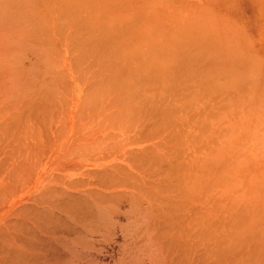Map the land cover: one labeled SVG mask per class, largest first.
<instances>
[{
	"label": "bare ground",
	"instance_id": "bare-ground-1",
	"mask_svg": "<svg viewBox=\"0 0 264 264\" xmlns=\"http://www.w3.org/2000/svg\"><path fill=\"white\" fill-rule=\"evenodd\" d=\"M156 2L0 0V264H264V49Z\"/></svg>",
	"mask_w": 264,
	"mask_h": 264
},
{
	"label": "rangeland",
	"instance_id": "rangeland-1",
	"mask_svg": "<svg viewBox=\"0 0 264 264\" xmlns=\"http://www.w3.org/2000/svg\"><path fill=\"white\" fill-rule=\"evenodd\" d=\"M148 1H149L150 4H152L154 6H157V9H155V11L158 12V10H161L160 6L155 5L157 3L156 2L157 0H148ZM179 1L180 0H178V1L177 0H174L175 3L172 2L173 6L176 8L175 10L172 7L164 8L165 11L167 12V14L174 13V12L176 13V14H171V15H169L167 17V18L170 17L172 19V21H176L177 20V21H179L182 24V23H184V20H190L191 15H189V13H188L189 10H188L187 7H189V5H191V4L192 5H196V6H199V4H200L199 7H201V6H208L207 7V10L209 11V14L210 15L213 16V15L217 14L218 17H227V21H229L230 22V25H231L230 27H232V28L234 27V29H239L240 34H243L242 37H244L243 38L244 43L246 41V44L248 43L247 45H250L249 42H248V40L252 38L250 42H252L253 44L260 42L261 43V48L264 49V46H263L264 42H263V44L261 42V41H264V39L262 38V37H264V27L262 26V24L264 23V0H240V4L243 5V6L240 5V6H237V7H241L240 8L241 11H240V9L236 8V5L237 4L235 5L234 3H232L233 2L232 0H219V1L217 0L218 2L221 1L220 3H216L217 2L216 0H196V1L195 0L194 1L193 0H183L182 1L183 4H181V2H179ZM93 2L94 3H97L96 5L94 4L95 7H97V5H98V7L99 8L102 7L101 9L104 10V11L107 9L106 12L107 11H111L110 13H114L113 15H115V12H117L116 14H118V13H121L120 12L121 10L124 11L125 9H129V7H134L137 11H140V8L142 9V5L144 6L143 0H108V1L107 0L106 1L105 0H103V1L102 0H100V1H97V0L94 1L93 0ZM107 2L109 3L110 6L107 5L108 4ZM116 2L118 4H116ZM176 2H179V3H176ZM193 2H196V3H193ZM206 2H207V4H206ZM244 2L247 5H244L245 4ZM100 3H102V4H100ZM174 4H176V5H174ZM213 4H215L214 5L215 8H213ZM218 4H220V5H218ZM224 4H226L228 6L226 8L227 11H224V13L217 12L216 9H218V7H219V9L223 10L222 5H224ZM101 5H103V6H101ZM115 6H118L119 8H117ZM124 6L125 7H128V8H125ZM216 6H218V7L216 8ZM225 6H223V7L225 8ZM245 7H246V9H245ZM123 8H125V9H123ZM144 8H145V6H144ZM228 8H229V10H228ZM119 9H121V10H119ZM236 9H237V11L238 10L240 11V12L238 11L240 14L236 11ZM249 9H250V12H249ZM229 11L230 12H233V11L235 12L236 11L237 12V13L235 12L236 13V16L232 15ZM262 13H263V15H262ZM244 16H245V18H244ZM261 20H262V22H260ZM168 22H171V21H168ZM253 24H254V27L252 28ZM243 25H245L247 28H245V26H243ZM241 26L244 27V31H243V29H242ZM251 29H253V31ZM247 30H249L250 32L248 31V33H246ZM262 32H263V36H262ZM246 35H249V36H246ZM260 57H264V54L262 53L260 55ZM221 100L223 101V97L221 98ZM221 100H220V103H221ZM227 106L228 107H231L229 105H227ZM227 106L226 105H223V107H222V110L225 113L224 116L226 114L228 116L231 115L230 114V111H229L230 109ZM227 121H228V119L224 120L223 121V124L225 122H227ZM197 130L203 132V128L201 130L200 129H197ZM20 134L21 133L18 130H13L12 129L10 131V133L8 134L7 138H9V142L12 143V142L15 141V137L19 136ZM204 141H205V144H209L207 140H204ZM252 145L254 146L255 144H252ZM259 146L262 149L264 148V140H262V142L260 143ZM237 148L246 149L245 146H240V147H237ZM259 159H261V158H259ZM259 161H261V160H258V162ZM262 164L263 163H258V165H262ZM115 236H116L115 237V241L116 240L117 241H121V235H120L119 232H117ZM117 249H118V247H116L114 244H111V245L108 246L109 253H111L114 256H117ZM107 257H109V256H107ZM105 260L106 261L110 260V257L109 258H106Z\"/></svg>",
	"mask_w": 264,
	"mask_h": 264
}]
</instances>
